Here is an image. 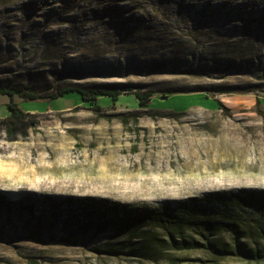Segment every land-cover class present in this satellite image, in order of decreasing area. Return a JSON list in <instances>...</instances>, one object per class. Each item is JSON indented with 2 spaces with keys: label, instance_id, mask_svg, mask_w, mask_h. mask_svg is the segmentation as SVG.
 Returning a JSON list of instances; mask_svg holds the SVG:
<instances>
[{
  "label": "rangeland",
  "instance_id": "rangeland-1",
  "mask_svg": "<svg viewBox=\"0 0 264 264\" xmlns=\"http://www.w3.org/2000/svg\"><path fill=\"white\" fill-rule=\"evenodd\" d=\"M207 1L255 19L218 26L192 6L185 21L176 0H0V87L127 89L100 96L101 114L75 91L22 99L13 137L0 94V196L14 199L0 198V264H264L235 252L224 226L172 243L152 218L111 221L115 205L167 212L204 196L233 219L244 212L221 192L264 190V0ZM136 90L152 93L146 105ZM240 229L245 248L264 245Z\"/></svg>",
  "mask_w": 264,
  "mask_h": 264
},
{
  "label": "trees",
  "instance_id": "trees-1",
  "mask_svg": "<svg viewBox=\"0 0 264 264\" xmlns=\"http://www.w3.org/2000/svg\"><path fill=\"white\" fill-rule=\"evenodd\" d=\"M199 5H196L192 0H176V5L167 6L170 11H175L180 13L185 17V21L189 20L191 17H196L197 12H202L204 17L202 19L209 23L210 20H217L218 26H222V22L229 20L233 23H247L248 20L251 21L255 19V10H252L249 6L245 9H242L239 4H234L230 7H225L227 9H218L220 6L217 4L209 3L207 0H198ZM150 4V8H153V5ZM248 5V2L245 3ZM244 4V5H245ZM166 5V4H165ZM194 7L195 11L190 12V8ZM216 12V13H213ZM258 15L264 14V8L259 7L257 9ZM246 14L247 16H245ZM190 18L188 19V16ZM243 17V18H242ZM264 17V16H263ZM246 18V19H244ZM248 19V20H247ZM130 20V19H129ZM262 20V19H261ZM261 22V21H258ZM264 23V21H262ZM131 26V24H129ZM216 26V27H218ZM264 29V28H262ZM127 89L114 88V89H102L98 87H61L55 93H47L40 95L39 92L34 88H8L0 87V94L7 97V108L9 110L8 114L2 118V125L4 126L5 132L9 137H13L18 132H24L26 130V117L27 112H24L19 107V101L22 99L29 100H50L57 97H62L64 94L69 92H77L81 99L85 102H88L96 114H101L103 107L99 103L100 96H110L112 101H115L117 97L122 94ZM129 90V89H128ZM177 91H168V93H176ZM134 95L138 101V105L144 106L149 101L151 92H140L135 91ZM217 107L221 108L223 112H228V107L225 106L220 100H217ZM256 107L259 106V99L256 98L255 102ZM224 196L219 198L221 203L227 204L224 200L225 197L231 199L235 206L243 211L244 213H239L232 219V215L229 214V210L226 207L218 208L217 205H213L212 198L209 196H204L200 199H191L192 202H186L185 204L177 203L176 206H167V212H161L158 208L153 209H132L127 206L115 205L112 207L114 218L111 220L114 224L120 226H126L133 228L135 225L140 226L146 220V218H152V221L160 226L163 231H165L171 239L172 243L181 242L185 243V238L180 234L183 229L190 227L197 229L199 233L211 232L215 228L227 227L229 231L233 234L235 238V248L237 249L238 254L243 255L246 259L251 260L255 259L260 260L264 259V245L256 246L254 249H247L244 247V244L239 240L242 236L240 227H243L244 231H250L259 233L264 236V190H256L253 188H240L239 190H232L226 193H220ZM3 195V194H2ZM27 195V194H26ZM30 197L31 195H27ZM36 197V196H35ZM35 197L31 199L37 201ZM7 201H14V199L7 196H0ZM26 203L27 198H21L19 203ZM203 203V204H200ZM164 206H162L163 208ZM161 208V209H162ZM111 209V210H112ZM221 211V212H220ZM219 212L226 216L225 219H220ZM107 219H105L106 221ZM190 241L192 245L196 244L195 240ZM207 245L211 251H214L217 254L223 255L231 253V250L226 247H217L210 242H207ZM178 247V245H176ZM144 248L148 250V246L144 245ZM141 249V248H140ZM234 252V251H233Z\"/></svg>",
  "mask_w": 264,
  "mask_h": 264
}]
</instances>
